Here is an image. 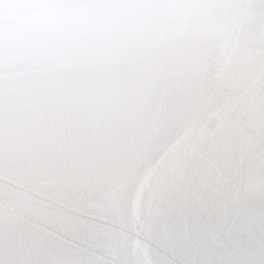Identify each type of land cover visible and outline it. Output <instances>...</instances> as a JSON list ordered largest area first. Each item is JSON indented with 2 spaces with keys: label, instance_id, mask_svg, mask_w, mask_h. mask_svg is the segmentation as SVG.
<instances>
[{
  "label": "water",
  "instance_id": "1",
  "mask_svg": "<svg viewBox=\"0 0 264 264\" xmlns=\"http://www.w3.org/2000/svg\"><path fill=\"white\" fill-rule=\"evenodd\" d=\"M14 28L10 65L38 68L10 74L6 93L0 86V264H176L185 205L206 210L231 194L242 158L262 157L264 0H20ZM172 32L199 40L202 69L215 64L191 110L192 134L119 141L106 126L144 72L128 57ZM74 65L99 90L87 113L58 109L45 91L67 86L47 81L49 71ZM170 159L177 179L153 188ZM252 222L185 223L183 248L194 264L220 249L264 264Z\"/></svg>",
  "mask_w": 264,
  "mask_h": 264
},
{
  "label": "clouds",
  "instance_id": "2",
  "mask_svg": "<svg viewBox=\"0 0 264 264\" xmlns=\"http://www.w3.org/2000/svg\"><path fill=\"white\" fill-rule=\"evenodd\" d=\"M20 13V0H0V86L7 92L10 74L25 77L37 75L38 66L18 58L10 65L8 53L17 39L14 24ZM244 37L241 35V40ZM90 46H103L90 41ZM213 55H219V49ZM143 68V76L129 92L119 108L118 118L110 125V134L119 141H139L151 137L164 145L179 137L192 134L191 110L195 107L203 83L213 82L215 64L206 70L200 65V43L197 38L182 32H172L166 37H151L142 43L138 56L128 57ZM47 81L66 83V87L46 88L47 95L58 109L87 113L97 103L98 88L88 82L87 73L77 77L72 71L51 70ZM262 157L255 160L244 157L239 162V173L234 178L230 195L218 198L201 211L199 204L189 201L185 205V223L188 226L215 224L230 219L251 218L250 231L254 234L251 246L264 248V141L260 145ZM177 179L172 159L165 162L152 178V187ZM154 193H145V208L153 203ZM185 223L174 233L178 259L176 264H194L190 253L183 248ZM247 240V232L241 234ZM195 264H245L238 253L215 250Z\"/></svg>",
  "mask_w": 264,
  "mask_h": 264
}]
</instances>
